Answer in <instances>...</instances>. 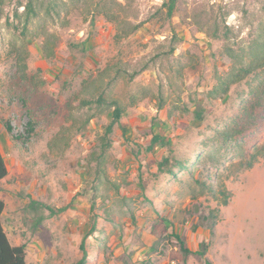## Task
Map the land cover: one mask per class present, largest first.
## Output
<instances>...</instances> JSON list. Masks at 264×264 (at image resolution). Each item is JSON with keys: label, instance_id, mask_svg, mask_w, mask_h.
Returning <instances> with one entry per match:
<instances>
[{"label": "rangeland", "instance_id": "rangeland-1", "mask_svg": "<svg viewBox=\"0 0 264 264\" xmlns=\"http://www.w3.org/2000/svg\"><path fill=\"white\" fill-rule=\"evenodd\" d=\"M25 1L14 0L0 22V125L5 128L3 120H9L15 132L24 133L32 120L35 133L26 144L9 133L3 139L9 174L0 184V198L11 243L29 241L28 264H37L36 249L44 256L41 264H76L93 226L96 231L86 240L88 264H205L184 255L178 236L192 251L207 243L206 259L213 264H264V105L256 111V125L225 141L222 131L234 129L242 107L253 99L251 86L236 85L218 100L208 97L215 69L227 71L231 64L224 53L226 35L236 48L252 42L264 25V0H179L170 19L161 15L164 0H124L131 17L144 24L121 44L105 18L86 21L81 10L74 11L69 27H52L60 35L55 58L44 57L40 40H29L24 77L10 52L18 35L9 31L6 16L13 22ZM173 47L174 54L162 53ZM191 57L198 62L185 70L183 105L173 118L170 104L159 110L147 98L122 119L125 134L115 126L106 169L121 184L119 193L110 190L107 200L100 196L91 161L110 115L94 118L68 147L62 142L50 148L67 125L66 100L84 78L118 59L131 69L157 59L131 86L119 84L117 93L144 86L158 93L174 68ZM259 82L264 72L253 83ZM169 93L176 95L169 90L165 97ZM150 133L166 137L176 155L189 160L184 172H158L166 148L157 145L149 152ZM41 204L68 209L51 215ZM101 206L115 222L103 216Z\"/></svg>", "mask_w": 264, "mask_h": 264}, {"label": "trees", "instance_id": "trees-1", "mask_svg": "<svg viewBox=\"0 0 264 264\" xmlns=\"http://www.w3.org/2000/svg\"><path fill=\"white\" fill-rule=\"evenodd\" d=\"M14 0H0V22L6 15V9ZM179 0H164L161 7V15L165 19H170L178 8ZM130 3L124 0H26L19 3L14 11V20L10 21L6 16V26L13 34H17V39L11 42L10 52L16 60L19 71L24 77L27 76L28 59L30 52L28 48L29 40H40L42 42V52L47 60L56 57V48L60 41L58 31L52 27H69L70 17L74 11H80L87 21L90 17L101 16L115 26L114 40L121 44L126 39L134 36L143 26V22L129 14ZM164 12V13H163ZM16 21L18 24H16ZM228 28V27H226ZM227 43L224 47V53L230 58L231 64L227 71L215 69V85L208 92L211 100H218L230 94L234 86L247 83L251 86L250 94L252 101H247L242 107L241 114L235 120V127L232 130L222 131L221 136L225 141L235 139L237 134L241 135L252 126L258 123L257 109L264 105V82L254 84L264 72V25L252 42H249L239 48L232 43V39L226 35ZM85 46L86 43H83ZM175 48L164 51L165 54H174ZM155 56V55H154ZM158 54L154 58H159ZM145 63L142 67L131 69L123 59H118L108 63L104 69L97 72L96 75H89L81 82L80 88L66 100L68 110L67 125L64 126L54 137L50 148L59 145L62 142L68 147L71 140L80 133V131L89 124L94 118L111 116V122L105 127V132L98 135L100 149L91 153V161L96 162V190L105 200L110 198L109 191L114 190L119 193L121 184L112 180L107 172L106 163L110 149L112 148L111 135L114 133L115 126L122 128L125 134L127 128L122 125V119L129 116L131 109L137 107L147 98L156 101L159 110H164L170 104L168 109V118H173L174 112L181 109L183 105L182 93L184 86L185 70L193 68L198 62L197 59L190 58L188 63L178 64L172 75L167 77L168 84L164 88L163 83L159 86L158 93H155L149 86L139 88L137 91L128 90L123 96L117 93L119 84L125 82L127 87L131 86L136 76L147 70L151 62ZM173 91L176 95L165 97L164 93ZM170 96V97H169ZM7 132L15 141L23 144L29 143L35 133V124L30 120L24 133L15 132L11 121L3 120ZM150 146L148 151L152 152L154 147L160 145L166 148V153L158 164L160 174H170L178 176L188 167L189 160L180 158L175 151L170 148V143L161 134L150 133ZM9 170L5 157L0 149V184L7 178ZM123 201L128 203L126 198ZM36 201L32 202L31 207L36 208ZM50 210L51 215L65 212L68 207L53 209L48 205L41 204ZM94 206V205H93ZM92 206V211L94 207ZM103 208V216L110 222H115V215L108 207ZM5 203L0 198V264H27V251L29 241H24L20 245H13L6 233L3 225V214ZM40 219L36 227L41 224ZM214 226V225H213ZM212 226V227H213ZM95 226L84 235L80 245L82 256L76 264H88V251L86 240L95 232ZM180 240L181 250L186 257L190 255L197 256L205 264H213L206 259L207 243L199 245L198 250L192 251L184 241Z\"/></svg>", "mask_w": 264, "mask_h": 264}, {"label": "crops", "instance_id": "crops-1", "mask_svg": "<svg viewBox=\"0 0 264 264\" xmlns=\"http://www.w3.org/2000/svg\"><path fill=\"white\" fill-rule=\"evenodd\" d=\"M5 138H8V132H7L6 128H4V127L2 128V126L0 125V149H1L4 157H5V154H4L3 148H5V146H4V140L3 139H5ZM5 160H6V157H5ZM39 241H41V240H39ZM41 243L44 245V243H46V242H44L42 240ZM14 245L17 246V245H20V243L14 244ZM32 248H33V245H32ZM40 251H41L40 249H36V251H35L37 264H41L44 260V256ZM28 252H30V251L29 250L27 251V264H28V260H29Z\"/></svg>", "mask_w": 264, "mask_h": 264}]
</instances>
